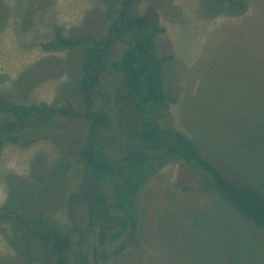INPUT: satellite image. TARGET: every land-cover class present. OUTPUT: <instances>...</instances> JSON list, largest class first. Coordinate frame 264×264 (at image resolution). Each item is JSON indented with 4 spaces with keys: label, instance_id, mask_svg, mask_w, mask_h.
<instances>
[{
    "label": "rangeland",
    "instance_id": "obj_1",
    "mask_svg": "<svg viewBox=\"0 0 264 264\" xmlns=\"http://www.w3.org/2000/svg\"><path fill=\"white\" fill-rule=\"evenodd\" d=\"M245 3L243 14L225 10L215 13L223 6L215 0H140L135 7L165 28L157 35V51L171 57L162 66L172 116L169 126L189 135L201 155L226 179L240 187H255L264 197V0ZM226 4L230 10H237L233 1L226 0ZM120 5L117 3L114 10ZM109 23L103 0H0V93L14 104L46 102L52 108L85 112L89 101L80 84L85 72L84 52L91 42L61 50H46L43 44L57 32L72 39L102 38ZM126 48L119 40L109 49V65L100 75L99 86L90 92L91 109L105 112L111 121V126L103 129L104 140L118 159L133 134H128L132 128L130 114L119 104L117 88L113 91L112 84L119 75L110 63ZM53 126L49 138L29 146L9 142L1 151L0 207L8 200V184H16L18 176L28 179L16 184L12 193L22 205L52 204L53 197L67 188L68 194L81 190L87 172L79 150L88 138L89 122L80 115L58 114ZM31 130L27 129L23 137L30 136ZM116 133L123 136L119 150L121 138L116 144L107 137ZM53 161L41 183L39 179ZM70 164L72 168L65 170ZM182 172L174 160L145 184L136 198L137 234L126 231L123 238L129 245L119 254L116 250L122 240L102 247L105 257L95 256L99 229L94 226L89 231L87 227L88 199L80 197L70 203L60 198L48 205L45 215L62 230L72 231L77 226L88 231V237L73 231L70 264H81L77 255L93 264H194L197 251H202L198 247L200 238L204 241L205 221L210 219V232L218 246H212L213 259L210 256L208 263L196 264H264V230L216 192L180 187L177 179ZM39 183L46 188L20 185ZM87 189L92 198L90 181ZM105 189L112 201L113 186ZM13 238L7 224L5 231H0V264H42L32 257L40 255L39 243L28 246L26 239L18 236L17 249ZM19 249L27 257L19 254Z\"/></svg>",
    "mask_w": 264,
    "mask_h": 264
},
{
    "label": "trees",
    "instance_id": "obj_2",
    "mask_svg": "<svg viewBox=\"0 0 264 264\" xmlns=\"http://www.w3.org/2000/svg\"><path fill=\"white\" fill-rule=\"evenodd\" d=\"M103 1L107 4V16L110 19L104 37L72 39L57 32L52 40L43 44L46 50H61L70 49L78 43L91 42L84 52L85 72L80 84L89 101L85 112L79 113L65 107L52 108L46 102L32 105L14 104L0 93V114H4V117L0 118V153L9 142L29 146L40 138H49L51 129H54L53 119L58 114L66 117L74 115L86 117L89 122V134L79 152L87 176L79 192L77 190L68 194L67 188L53 197L55 202L52 201V204L58 203L60 198L68 199L70 203L76 202L80 197L88 199L87 227L89 231L94 226H98L99 229L100 243L94 246L96 257L98 254L105 257V253H101V248L117 240L122 242L116 254L128 248V240L123 238L126 231L130 230L133 236L138 231L137 195L161 167L174 160L179 162L183 169L182 175L177 179L180 187L190 191L216 192L245 219L264 230V197L261 192L252 186L240 187L226 179L213 163L201 155L189 135L168 124L172 121V116L167 107L169 99L164 87L162 66L163 62L171 57L161 55L157 51V35L165 31V28L148 13L142 14L137 10L135 4L140 0ZM225 1L215 0L217 3H223V6L214 10L215 13L217 10H225L243 14L246 10L245 0H227L233 1L234 8H237L235 12L229 9V4L224 5ZM236 2L239 4L236 5ZM117 3L121 4L120 8L114 10ZM116 13L118 14L114 16ZM119 40L125 42L127 48L119 59L110 63V67L119 75L112 86L113 91L116 88L118 90L116 98L119 104H123V108L130 114L128 120L132 123V128L128 130V134H133V140L127 141L126 152L123 151L118 159L108 151L104 140L103 129H108L111 121L105 112L91 109L93 100L90 92L99 86L100 75L109 65L106 61L108 51ZM30 128L34 131L31 130L30 136L24 138V133ZM107 137L116 144L117 138H121L120 145L117 144L118 150L123 146V136L116 133ZM54 162L48 167L44 177L39 179L41 183L45 182ZM71 168L72 164L65 170ZM21 181L28 182V179L18 176L15 183ZM89 181L93 192L92 198L88 195ZM41 183L20 185L40 189L45 187V184ZM16 184H8V200L0 207V231H5L6 225L10 224L14 236L13 247L17 249L18 236L24 237L28 246L39 243L40 255L32 256L37 262L70 264V253L74 245L73 231L77 230L81 236L86 237L89 235L88 231H83L77 226L72 231L62 230L55 225L44 213L47 206L52 205L51 202L37 204L28 202L24 205L23 202L21 204L16 202L12 196V193L16 192ZM109 184L113 186L115 196L112 201L109 200V194L105 189ZM112 210L121 214L112 213ZM210 220L205 221L203 228L205 234H202L204 241L200 238L198 247V250L202 251H197L199 255L194 264L202 261L208 263L207 260L213 255L212 246H218L216 236L210 232L213 229ZM246 237L248 236L245 235L244 238ZM209 249L211 251L207 252ZM18 253L23 256L25 254L20 249ZM211 257L213 259V256ZM76 258L81 264H93L82 255H77ZM230 263L232 264V261Z\"/></svg>",
    "mask_w": 264,
    "mask_h": 264
}]
</instances>
